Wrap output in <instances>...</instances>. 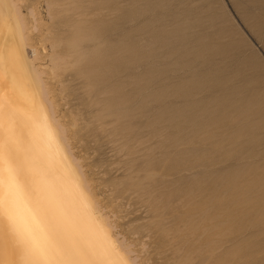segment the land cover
<instances>
[{
    "label": "rangeland",
    "instance_id": "obj_1",
    "mask_svg": "<svg viewBox=\"0 0 264 264\" xmlns=\"http://www.w3.org/2000/svg\"><path fill=\"white\" fill-rule=\"evenodd\" d=\"M3 4L19 13L53 127L130 264H264V146L253 149L263 137L252 124L234 130L237 94H207L227 86L195 72L226 47L243 62L220 71L244 77L231 82L246 85L243 97L260 88L252 82L264 80V0ZM80 33L88 37L76 51ZM100 50L103 62L91 61ZM183 73L202 90L183 87Z\"/></svg>",
    "mask_w": 264,
    "mask_h": 264
},
{
    "label": "bare ground",
    "instance_id": "obj_2",
    "mask_svg": "<svg viewBox=\"0 0 264 264\" xmlns=\"http://www.w3.org/2000/svg\"><path fill=\"white\" fill-rule=\"evenodd\" d=\"M3 1L0 0V264H130L131 262L129 263L124 255L125 252L112 239L107 223L98 215L97 211L99 210L96 209L88 188L79 178L81 175L79 176L78 167L70 158L71 155L67 154L68 150L67 147L65 148L64 138L53 127L49 112L43 104L44 100H42V98L45 99V91L37 82L38 76L35 75L25 52L26 36L23 22L20 20L15 7L8 9ZM174 26L177 27V25ZM250 28L259 34L258 26L254 25ZM170 31L172 32V30ZM175 35L177 33L173 37ZM261 35L260 37H262ZM78 36L75 45L76 51H80L81 40L87 38L88 34L84 35L83 33L82 38L81 33ZM112 50H108L106 55L104 50L96 51L90 57L91 61L93 59L100 60L102 58L99 57L100 52H103L105 57L113 56L115 51ZM207 50L209 49L206 48ZM223 50L224 52L220 50L221 53L218 52V54L216 53L217 50L215 52L212 50V55L213 53L215 55H213V60L210 59L207 63L205 58L207 55L202 51L204 54L202 58L203 60L206 59L204 63L201 62L205 64V71L197 68L199 71L195 69L196 75H199L198 77L202 82L207 78L210 79L213 75L212 72L217 73L222 85L227 86L221 90L215 89L217 85L211 87V90L206 88L207 91L209 89L207 94L215 95L217 93L222 98L226 95L233 97L234 94H237L238 99L237 97H234L236 98L235 101L231 99V102L234 101V104L232 103L234 112L232 109L230 110H232L233 118L236 119L235 117H237L236 120H240L231 121L230 126L236 130L252 124L251 126H254L256 131L261 133L258 134L260 135L257 136L258 139L263 137L258 141L257 137L253 136L257 140L253 149L263 147L264 95L260 97V92H264L262 91L264 90V80L257 77L251 78L253 79L252 85L257 82V84H261L260 88L262 89L247 90L251 94L245 96V89L240 88H245L246 85L245 87L243 85L237 87L234 86L235 83H231L235 80L239 81V78L237 79L240 75L239 72L236 73V69H234L235 74H233L232 68H229L232 70L231 72L229 69L227 73L224 72L228 66L224 70L225 67H223L221 69L223 71H220L221 66H225V64H233V68L234 66L239 68L240 61L243 62L240 59L242 57L237 50H228L226 47ZM117 51H121V49ZM212 55L208 58H212ZM110 58L116 59L115 56ZM202 58L200 57L199 60ZM99 62L102 63L103 61L100 60ZM258 66L261 67V64L259 63ZM181 67L183 66L181 65ZM249 67L248 70L250 71L254 68L253 66ZM260 67L259 70H261ZM188 72L190 73V71ZM184 73L183 76L186 78ZM252 75L254 74L252 73ZM191 77L193 76L189 78ZM189 78L183 79L185 82L182 83L183 87L189 85L192 87L191 85L195 84L192 83L194 80ZM221 78H224L223 82ZM241 78L244 77L240 75V80ZM216 81L215 79V83L218 84L219 80ZM245 82L243 83L245 84ZM196 84L194 86L197 87ZM204 84L208 85L205 82ZM230 84L232 85L230 86ZM199 87H197L198 90ZM202 87H200L201 90ZM187 90L186 93H189ZM175 92L177 94V91ZM203 92H205L204 89ZM244 92L245 97H243ZM187 95L185 94L184 97ZM174 96L176 95L174 94ZM221 97L217 99L214 97L216 99L214 102L217 104V100L222 101L219 99ZM229 97L228 101L230 100ZM217 109L218 107L215 110ZM222 111L225 118H220L222 120L227 119V113L224 115V112L227 111ZM220 118L218 117L217 120ZM225 123L222 124L225 125ZM214 125L212 124L213 127H215ZM225 126L227 127V125ZM219 129L217 127V130ZM221 136L225 137L226 134ZM222 137H220L221 140H223ZM251 161H253L252 157Z\"/></svg>",
    "mask_w": 264,
    "mask_h": 264
}]
</instances>
